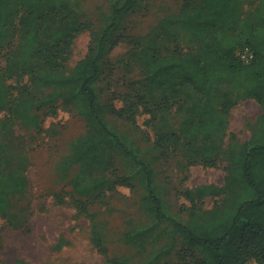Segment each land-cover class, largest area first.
<instances>
[{"label": "rangeland", "instance_id": "obj_1", "mask_svg": "<svg viewBox=\"0 0 264 264\" xmlns=\"http://www.w3.org/2000/svg\"><path fill=\"white\" fill-rule=\"evenodd\" d=\"M116 1L120 0L70 1L86 27L74 39L67 73L97 44ZM184 2L136 0L102 58L103 72L96 87L101 113L129 155L99 134L77 102L47 103L52 87L30 85L14 101L19 89L16 79L8 76L7 56L0 50V80L13 84L14 92L13 102L0 112V170L7 167L24 173L30 190L25 195L14 186L7 188L10 205L7 214L0 215V264L19 260L104 264L106 258L124 259L126 264H186L201 256L198 248L192 254L182 253L190 245L175 228V220L204 219L232 204L237 185L230 176L231 157L237 144L251 138L263 108L252 97L240 98L230 111L226 134L213 136L207 125L197 128L187 119L180 103L170 109L161 105L165 96L183 98L188 90L173 85L170 76L164 75L166 86L160 85L162 79L151 77L154 56L181 57L200 50L194 36L171 21L182 16ZM252 3L244 7L253 10ZM18 37L24 38L22 33ZM27 81L25 77L23 83ZM220 86L231 88L235 95L240 92L233 80ZM170 132L177 136L160 141ZM86 143L92 149L83 153ZM142 164L152 170L162 217L156 212ZM120 178L130 183H117ZM93 181L97 183L91 193L78 195V188ZM58 194H64L63 202ZM91 197L95 198L88 211L82 212L77 200ZM20 219L25 223L17 226ZM95 232L107 246L106 254L95 246Z\"/></svg>", "mask_w": 264, "mask_h": 264}, {"label": "trees", "instance_id": "obj_2", "mask_svg": "<svg viewBox=\"0 0 264 264\" xmlns=\"http://www.w3.org/2000/svg\"><path fill=\"white\" fill-rule=\"evenodd\" d=\"M70 1L0 0V50L7 56L8 76L16 79L19 89L14 101L22 98L30 85L52 87L47 103L60 99L67 104L77 102L99 134L129 155L121 137L103 119L96 87L103 72L102 58L109 49L108 42L136 0L115 2L110 21L97 44L91 45L87 55L67 73L66 64L74 39L86 27L71 8ZM246 2H253L255 8H245ZM184 7L182 16L171 17V21L183 25L200 44V50L181 57L154 56L150 76L162 79L161 86H166L164 75L170 76L173 85L188 90L183 98L165 96L161 105L170 109L180 103L187 119L197 128L207 125L213 136L226 134L230 111L242 97L256 99L263 112L251 138L237 144L231 157L230 176L237 185L232 204L204 219L192 216L187 223L175 220V228L186 236L190 245L182 253L192 254L193 248L201 252L195 262L186 264H264V0H185ZM20 33L23 39L18 37ZM247 48L253 56L244 60L240 51ZM25 77L28 81L23 83ZM225 80L239 83V94L220 86ZM12 88L13 84L0 80V112L13 102ZM22 112L28 113L27 110ZM175 136V132L166 133L160 141ZM91 149V143H86L82 152ZM12 160L10 156L6 166L11 167ZM142 166L156 212L162 217L163 205L154 189L152 170L146 164ZM116 181L130 183L126 178ZM96 183L81 186L78 195L91 193ZM9 186L25 195L30 191L24 173L7 167L0 170V215L7 214L9 209ZM57 197L58 201H64V194ZM94 198L77 200L82 212L88 211V203ZM24 223L25 219H20L16 225ZM92 239L98 250L106 254L108 248L100 234L95 232ZM16 264L24 263L19 260ZM104 264H126V261L106 258Z\"/></svg>", "mask_w": 264, "mask_h": 264}, {"label": "built area", "instance_id": "obj_3", "mask_svg": "<svg viewBox=\"0 0 264 264\" xmlns=\"http://www.w3.org/2000/svg\"><path fill=\"white\" fill-rule=\"evenodd\" d=\"M240 53L244 60H249L253 56L252 52L249 51L248 48L243 51H240Z\"/></svg>", "mask_w": 264, "mask_h": 264}]
</instances>
